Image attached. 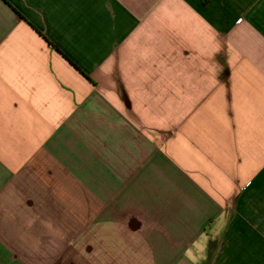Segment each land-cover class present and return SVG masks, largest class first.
Returning a JSON list of instances; mask_svg holds the SVG:
<instances>
[{
  "label": "crops",
  "instance_id": "0c3cea01",
  "mask_svg": "<svg viewBox=\"0 0 264 264\" xmlns=\"http://www.w3.org/2000/svg\"><path fill=\"white\" fill-rule=\"evenodd\" d=\"M0 264H264V0H0Z\"/></svg>",
  "mask_w": 264,
  "mask_h": 264
}]
</instances>
